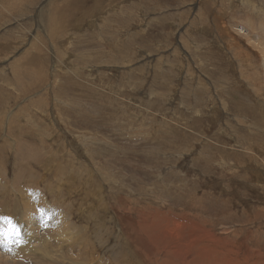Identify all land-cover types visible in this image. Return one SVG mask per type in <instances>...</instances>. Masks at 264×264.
<instances>
[{"label": "rangeland", "instance_id": "374dc122", "mask_svg": "<svg viewBox=\"0 0 264 264\" xmlns=\"http://www.w3.org/2000/svg\"><path fill=\"white\" fill-rule=\"evenodd\" d=\"M258 45L264 0H0L2 264H264Z\"/></svg>", "mask_w": 264, "mask_h": 264}, {"label": "bare ground", "instance_id": "6f19581e", "mask_svg": "<svg viewBox=\"0 0 264 264\" xmlns=\"http://www.w3.org/2000/svg\"><path fill=\"white\" fill-rule=\"evenodd\" d=\"M256 25V24H255ZM250 26H252V25H250ZM254 28V27H253ZM255 30V29H254ZM261 30V29H260ZM262 33V32H261ZM259 43V42H258ZM261 43V42H260ZM258 48H261L260 50L263 52V57H264V48H263V46H261V45H258ZM124 199V198H123ZM120 220V219H119ZM122 221H124L123 219H121ZM35 221V222H34ZM127 221V220H126ZM32 222V226L33 225H35V227H36V229H37V231H39L40 230V225H38V222L36 221V219L35 218H33V221H31ZM52 224V223H51ZM50 224H48V226H49ZM2 227L3 228H6L7 227V225H5V224H3L2 225ZM50 228L52 227V226H49ZM32 230V227H30L29 225H27L26 227H25V233H27L26 234V237H27V240H28V242H29V244H32V245H27V243H26V241H25V243H21V242H13V245H15V249H14V252H13V255H15V256H18V257H20V256H22L21 254L23 253V252H27V258L30 260L31 258H33V257H35L34 258V260L38 263V264H42V263H45V261L46 260H57V258H64V257H62V256H58L57 254H55V253H57V251H56V247H52V245H50V244H48L49 242L47 241L48 240V238L46 239V238H44V239H42V240H40V239H38V235H39V233L38 232H34V231H31ZM129 232H131V231H129ZM133 232V231H132ZM127 234V233H126ZM133 234V233H132ZM130 235V234H129ZM40 236V235H39ZM127 238V237H126ZM7 241V240H10L9 238H7V237H5V238H3L2 240H0V244H2L3 242H5V241ZM127 240H128V238H127ZM132 240V239H131ZM130 242V241H129ZM24 245V246H22V247H18V251H17V245ZM132 244L133 245H135V246H138L135 242H133V240H132ZM33 245H35V246H38L37 247V249H38V251H39V249L40 248H42L43 249V252H41L40 253V256H35L36 254H35V252L32 250V246ZM146 246V248L148 247L147 245H145ZM179 246H181V245H179ZM179 246H178V248H179ZM13 247V246H12ZM172 247V246H171ZM189 247V246H188ZM137 248V247H136ZM148 248H150L149 250L150 251H152L153 249V247L152 246H149ZM147 248V249H148ZM178 248H176L177 250H178V252H181L182 250H179ZM245 248H246V246H245ZM34 249V248H33ZM36 249V250H37ZM139 249V248H138ZM172 249V248H171ZM174 250V251H177V250ZM117 250V249H116ZM122 251V250H121ZM135 251V250H134ZM133 251V252H134ZM87 253V252H86ZM208 253V252H207ZM211 253V252H210ZM134 254H137L138 256H140V252H135ZM173 254V253H172ZM175 254H177V253H175ZM185 254H187V253H185ZM201 255V254H200ZM121 256H125V253H123ZM217 256V255H216ZM37 257V258H36ZM56 257V258H55ZM134 257H135V259H138V257L135 255V256H133V258H131L130 260H131V262H133L134 261ZM39 258V259H38ZM82 258V257H81ZM64 259H68V258H64ZM70 259V258H69ZM129 260V261H130ZM172 261V260H171ZM20 262H21V259H20ZM23 262V261H22ZM57 263V262H56ZM164 263H166V262H164ZM170 263V262H169ZM0 264H2V260H0ZM9 264H17V263H12V260H10L9 261ZM45 264H51L49 261L47 262V263H45ZM82 264H86V262H82Z\"/></svg>", "mask_w": 264, "mask_h": 264}, {"label": "snow or ice", "instance_id": "6c2138e0", "mask_svg": "<svg viewBox=\"0 0 264 264\" xmlns=\"http://www.w3.org/2000/svg\"><path fill=\"white\" fill-rule=\"evenodd\" d=\"M3 220V223L8 227L5 230H0V236H6L7 238H12L13 236H19L18 227L8 218H0Z\"/></svg>", "mask_w": 264, "mask_h": 264}]
</instances>
